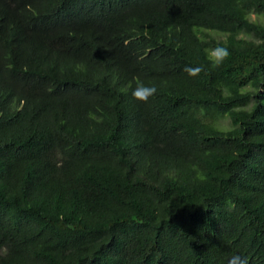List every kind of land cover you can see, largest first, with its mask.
<instances>
[{
    "label": "trees",
    "instance_id": "1",
    "mask_svg": "<svg viewBox=\"0 0 264 264\" xmlns=\"http://www.w3.org/2000/svg\"><path fill=\"white\" fill-rule=\"evenodd\" d=\"M237 255L264 264V0H0V264Z\"/></svg>",
    "mask_w": 264,
    "mask_h": 264
},
{
    "label": "clouds",
    "instance_id": "2",
    "mask_svg": "<svg viewBox=\"0 0 264 264\" xmlns=\"http://www.w3.org/2000/svg\"><path fill=\"white\" fill-rule=\"evenodd\" d=\"M229 51L227 48L218 47L211 51L210 55V64L211 67L216 68L219 67L220 64L223 63L225 59L229 56ZM201 69L200 68H191L187 67L185 68V72L188 73L190 76H195L199 73ZM156 87L150 86V85H144V84H138L131 92V96L134 100L147 103L151 97H153L156 94ZM230 264H245V261L239 256H234Z\"/></svg>",
    "mask_w": 264,
    "mask_h": 264
},
{
    "label": "rangeland",
    "instance_id": "3",
    "mask_svg": "<svg viewBox=\"0 0 264 264\" xmlns=\"http://www.w3.org/2000/svg\"><path fill=\"white\" fill-rule=\"evenodd\" d=\"M252 18L257 19L255 15H253ZM260 19L263 20V17H261ZM221 123L225 129H229L231 127V123L228 118L222 119Z\"/></svg>",
    "mask_w": 264,
    "mask_h": 264
}]
</instances>
